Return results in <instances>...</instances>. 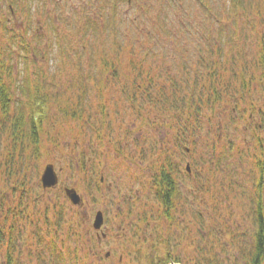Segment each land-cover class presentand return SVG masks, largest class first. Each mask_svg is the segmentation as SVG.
I'll return each instance as SVG.
<instances>
[{
  "label": "rangeland",
  "instance_id": "rangeland-1",
  "mask_svg": "<svg viewBox=\"0 0 264 264\" xmlns=\"http://www.w3.org/2000/svg\"><path fill=\"white\" fill-rule=\"evenodd\" d=\"M113 1L0 0L5 67H14V83L22 81L26 65L32 73L44 71L51 107L40 155L16 153L12 159L0 133V264L9 254L21 264H72L76 246L86 264H152L167 250L180 264H243L254 242L259 191L264 199V175L258 187L264 82L252 85L254 112L248 97L242 101L248 108L243 117L244 106L234 108L233 100L226 105L224 96L215 109L195 103L198 109L191 113L185 87L221 58L230 75L244 64L263 81L258 62L264 0H240L237 13L230 0ZM160 13L172 19L185 15L192 34L173 24L167 33ZM190 13L194 19L187 18ZM62 47L69 53L65 60ZM234 49L243 56L232 60ZM73 50L81 58L73 57ZM106 55L119 61L117 79L100 65ZM134 64L145 72L131 73ZM133 78L142 85L145 78L155 97L170 95L168 102L155 104L145 91L137 99L124 97ZM81 91L84 115L65 118V104L72 110ZM174 97H181L183 110L169 109ZM47 164L59 175L54 187L41 180ZM161 168L183 178L170 216L155 195ZM67 187L78 190L82 205L72 204ZM99 210L105 216L103 237L93 225ZM74 232L81 233L79 239ZM53 242L55 252L64 255L60 261Z\"/></svg>",
  "mask_w": 264,
  "mask_h": 264
},
{
  "label": "trees",
  "instance_id": "trees-1",
  "mask_svg": "<svg viewBox=\"0 0 264 264\" xmlns=\"http://www.w3.org/2000/svg\"><path fill=\"white\" fill-rule=\"evenodd\" d=\"M111 0H106V2H110ZM148 1H145L146 4ZM116 3V0L113 1ZM240 0H230V5L234 10V13L240 5ZM182 6V5H181ZM230 7L227 6L226 9ZM10 11L15 13V7L13 3L10 4ZM183 9V7H182ZM210 9V8H209ZM225 9V10H226ZM187 10V9H183ZM213 15H217L213 14ZM185 15H182V19H172L170 17L163 16L160 13V22L165 21L164 26L167 29L168 26L173 24L175 28H178L177 31L184 32V34L190 35L193 32V23L184 18ZM194 19V15L190 13L187 18ZM220 19V18H219ZM2 17L0 16V23H3ZM227 23V22H225ZM95 25V29H98V26ZM225 27V24L223 25ZM3 26H0V29ZM213 42V41H211ZM260 46V56L258 62V69L263 70L264 72V36L261 35L259 40ZM81 51H85L84 48ZM220 51V50H219ZM73 57L81 58V54L79 51H72ZM118 52V51H116ZM61 55L63 60L69 56L68 50L65 47L61 49ZM243 52L240 50L233 51L231 55L232 60L235 57H242ZM107 57V58H106ZM114 57H120L116 54ZM220 56H218L219 58ZM109 56H104L101 58L100 65L102 68L106 70L105 74H112L115 79L119 77V74H115L118 72L117 67L119 66V61H114L108 59ZM113 58V57H111ZM14 68V67H13ZM12 67H5V61L3 60V51L0 46V133L1 136H6L8 141V154L14 159L16 153L21 158L27 152L31 153V155L35 156L40 155L41 145H42V134L45 131V124L48 120L50 113V95L47 92V87L44 85V81L42 77H45L44 71H37V75L28 71V66L26 65V70L23 71L22 81H17L14 83L12 80L14 77ZM206 71H199L200 78L195 81H188L186 83V91L188 92V100L187 102L191 105V113L197 111L198 107L195 103L200 105V108L207 107V109H215L217 105H219L220 101L225 97V104H230L233 100V105L236 106L234 108L241 109V106H244V110L241 109L242 117L248 112V108L251 112H254L257 109V105H254V102L251 101V96L253 93H257L255 89L252 88V85L258 83L262 85L263 81H259L257 79L255 73L251 72L246 65L243 64L241 68H232L233 75H230L228 72L229 67L227 65V61L223 60V58L218 60H213L212 63L207 64ZM82 65L77 67V73L81 74ZM143 65L137 66L134 64V70L131 73H135L136 76H140L144 73ZM142 78V77H141ZM204 80L209 81V83H204ZM144 85L140 84L136 81V78L128 81L129 85L123 88L124 97L129 98H139L141 92H147L148 98H150L155 104L163 106L164 102H168L170 95L166 93H161L159 96H154V88L150 86L145 78ZM47 81V80H46ZM79 83H83V79L79 78ZM16 84L17 86H14ZM162 88V87H161ZM258 88L260 86L258 85ZM101 94L104 95V87H100ZM207 90V92H204ZM83 91V90H82ZM77 93L76 98L78 99L77 103L71 104L72 110L69 109V103L65 104V107L68 109L62 110V113L65 118L74 117L80 119L84 115V110L82 109L83 104L86 100V95L84 92ZM19 94H18V93ZM201 92V93H200ZM200 93L199 95H197ZM249 93V94H248ZM248 94V95H246ZM246 97L249 98V105L246 108V105L242 104V101H246ZM254 97V96H253ZM255 99V97H254ZM65 102V101H64ZM241 105V106H240ZM240 106V107H239ZM173 110H183V101L181 97H174V100L170 103V108ZM251 116V114H250ZM46 121V122H45ZM179 167L176 165L173 170L178 169ZM162 175L160 176V174ZM163 173L165 170L161 168L160 174H156L154 178V183L156 186V197L159 202L162 204L161 210L168 216H170V212L172 207L175 204H167L164 201V191L161 189V185L163 182ZM264 175V166L261 168V177L258 180V187L260 188ZM165 176V175H164ZM160 177V178H159ZM171 194V193H170ZM177 194V193H176ZM175 194V195H176ZM258 197L256 199V207L254 212V222H255V232H254V242L252 247L248 250V253L245 254L244 263L243 264H264V199L261 195L260 191L257 193ZM170 202V201H169ZM71 207V206H69ZM73 208V207H72ZM60 211V210H59ZM72 219L74 218L73 209ZM60 214V217H59ZM58 214V222L62 219V211ZM15 227V226H14ZM1 232L3 229L1 228ZM71 234V232H70ZM73 236H76L78 239L81 236L80 232H74ZM54 243V257L60 261L62 254L55 252ZM80 254V249L76 246V248L71 249L70 257L73 258L72 264H86L82 260L84 259ZM83 255V254H82ZM181 263V258L174 257L170 250H167L164 255H160L159 258L151 259L152 264H170L171 262ZM6 264H21L17 262L13 255L9 254L8 260Z\"/></svg>",
  "mask_w": 264,
  "mask_h": 264
},
{
  "label": "water",
  "instance_id": "water-1",
  "mask_svg": "<svg viewBox=\"0 0 264 264\" xmlns=\"http://www.w3.org/2000/svg\"><path fill=\"white\" fill-rule=\"evenodd\" d=\"M41 180L44 187H54L58 184L59 176L55 169L54 164H47L44 172L42 173ZM66 194L73 204L75 205L83 204L84 202L83 197L75 187H67ZM103 224H104V214L101 210H99L95 216L94 227L96 229H101ZM171 264H179V263L172 262Z\"/></svg>",
  "mask_w": 264,
  "mask_h": 264
},
{
  "label": "flooded vegetation",
  "instance_id": "flooded-vegetation-1",
  "mask_svg": "<svg viewBox=\"0 0 264 264\" xmlns=\"http://www.w3.org/2000/svg\"><path fill=\"white\" fill-rule=\"evenodd\" d=\"M188 166H189V168H188ZM178 169H176V170H178ZM186 169L188 172H191V170H192L191 164L189 162L186 165ZM164 170H165V173H163V182L161 185V189H162V191H164V201L166 202V205H167V204H172L174 202L176 203V200L179 199L180 189H181L180 182H181V180L183 181V178H181V176H179V173H172V171H170V169H164ZM176 170H174V171H176ZM188 174L190 176L193 175L192 177L194 179H195V176L197 177V175L195 173H188ZM180 206H181L180 204H176V209H179ZM104 222H105V216H104ZM103 225H102V227H103ZM105 234L106 233L103 232L102 228L97 231L98 237H100V235L103 237V235H105Z\"/></svg>",
  "mask_w": 264,
  "mask_h": 264
}]
</instances>
